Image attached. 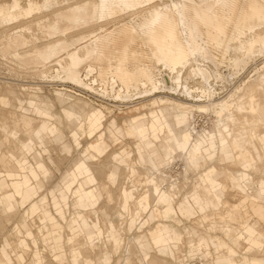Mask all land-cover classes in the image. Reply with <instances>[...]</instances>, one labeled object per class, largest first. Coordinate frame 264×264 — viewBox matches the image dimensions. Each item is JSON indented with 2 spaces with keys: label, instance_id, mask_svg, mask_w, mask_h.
Here are the masks:
<instances>
[{
  "label": "rangeland",
  "instance_id": "374dc122",
  "mask_svg": "<svg viewBox=\"0 0 264 264\" xmlns=\"http://www.w3.org/2000/svg\"><path fill=\"white\" fill-rule=\"evenodd\" d=\"M18 1L20 4L19 10L13 13L18 19L11 23L12 25L6 24L5 26V24H1V18L3 14H9L10 11H12L14 0H0V53H5L4 56L0 55V134H2V140L10 147L18 139L24 138V134L28 133L29 129L38 125V122L41 120L39 115L34 116L31 113V116H29L22 113L24 112V105L27 101L39 103L43 109L49 111L53 117L59 119L58 127L63 133L62 140H55L51 135H46L42 143L33 139L31 145L32 152L30 154H21L18 158H24L28 161L38 174L36 181H34L36 194L33 197V202H37L38 204L43 203L41 206L44 210L49 212L53 219L50 222L51 235L53 237L61 236V248L56 249L43 241L42 234L47 235V233H41V213L37 212L36 214L29 215V217L26 218L27 228L30 229L35 237L37 248L45 261L42 263L40 260H37L36 263H33V260L39 256L34 254L31 238H25L29 245L28 249L18 247V241L22 238V234L21 236L16 234L15 226L20 225L23 221L24 211L28 206L18 208L14 217L10 219L0 214V247L4 240L10 244L11 248H9L8 251L13 264H37L38 261L40 262L39 264H73L72 257L80 248L82 249V254L78 256L79 264H104V259L106 260L105 264H124V250L126 246L133 247L135 245L134 247L136 248L134 239L140 236L149 238V240L153 242L156 237L159 238L164 236L163 234L160 235L157 231L158 229L162 231L164 227H167L172 236L170 237L172 240L169 242V246L166 247L169 252L165 254L166 256H163L168 264H228L225 248L219 247L221 242L235 247L238 255L234 260L248 261L252 258H256L264 262V238L255 236V238L241 243V250V248L238 247L239 242L235 240V232L227 234L225 239V236L221 232L224 230V226L218 224V220L216 221L210 213L206 217V214H208L206 213V209L197 208L200 215L195 217L193 211L188 208V201L193 200L192 182L194 178L196 181L197 179L202 180L201 175L203 173H205V175L215 173L216 178L223 179L222 188L225 190L223 203L225 208L235 207L238 210V214L242 216L246 213L248 208L247 205H249L247 200L264 204V200H260L257 196V185H252L250 183L243 186L236 180L237 175L235 174L240 170L251 173V162L256 158V155H252V153L250 154L248 151H245L241 155L242 160L235 162V158L232 154L228 153L232 159L228 162H222V158L220 160V153L222 155L225 153L216 151L213 156L206 155L204 157L207 163L203 168L193 166L186 171L181 159L177 157L181 156L182 150L186 149L185 139H183L184 135L182 137H177L182 127H178L177 120L172 118L173 115L177 117L182 113L187 114L189 109H186V102L197 103L199 99L204 100V98H201V93L208 90L211 92L213 90L216 101L218 98L219 100L224 99V101L230 104L232 111H235L236 104L240 100L238 98H246V94L250 88L255 87L253 85L257 87V85L261 83V76L264 75V47L259 45L256 46L254 50L256 52L253 56L251 55V57L249 55L250 59H248L249 57L244 56L242 50H240V52L233 49L239 45L237 41L233 40L234 42H231V44L236 42V46L233 45L234 47L230 48L231 50L229 49L227 53H224V49L221 46H217L213 43V36L211 32H209L210 29L207 28L206 21L200 19L201 16H205V14L197 5L198 0H152L149 3L131 7H124L123 4H117L108 16L105 15L103 18L101 17L102 19L99 17H97L98 19H88L83 25H76L63 20L59 21L58 29L60 33L56 35L52 33L53 30H51L49 26L55 21V18L52 19L53 16L56 17L55 13L57 10L68 7L75 0H52V2L56 3L55 5H51V7H43V3L46 0ZM29 1L33 4V12L27 14V3ZM209 1L214 2L215 0ZM238 1L231 16L227 13L222 14L223 12L221 10H217V12L220 11L218 12V14H220L219 16L222 15L221 17L223 18L228 17L226 18L227 20L224 19L227 24L222 23L225 24L226 28L225 40L231 37L235 20L240 16V13L247 8L249 3V0ZM173 4L180 9L179 14L173 11ZM149 7H157L163 13L166 12L168 19L162 24L146 26L144 23L148 19L147 10ZM166 7L167 9H165ZM146 16L147 18H144ZM50 22L52 23L50 24ZM28 26H30L31 30L23 33L22 30ZM193 28H197L198 30L197 37L185 34L187 32L186 29L191 30ZM263 29L259 30V33L264 34ZM256 33H258V31ZM59 38L71 43V47L59 54L61 57L83 46H88L87 48H89V44H92L90 50L93 47L97 49V53L87 57L81 64L82 66L80 65V69H78V71H80V80L83 84H79L81 85L80 87L78 84L70 82L71 80L69 81L67 78L65 80V77H63L61 73H58L59 67L56 65L55 59L44 62L40 56L39 58L42 61L39 60L38 56L36 60V56L33 54V58H28L25 65H23L25 62L23 64L21 62V65L19 64V60L18 63L13 58L14 51L18 52L19 50V52H22L24 49L28 51L27 49L29 47V51H32V46H34V44L35 47H37V45L40 47ZM173 41H178L179 44L188 41L192 49L204 48L203 50L208 56L207 62L197 56L196 58H198L199 61L194 58L195 62L192 60L190 61L193 65L189 63L191 69H194V67H196L195 70L200 67L203 69L206 68L208 73L210 72V75L206 70L205 78H203V76L200 77L199 74H189L188 71L190 69H186L189 68V65L185 66V69L181 68V82H187L186 85L191 88L193 97H195L193 99L188 98V100L191 101H187V97L183 96V90L181 88L177 89L178 91L175 90V92L163 86L168 79L170 80L172 76L174 78L176 75L174 73V75H172L170 72L168 74L169 68L165 62V59L170 55V44H172ZM25 43H27V45ZM230 46L232 47V45ZM232 49L237 53L240 52V54H243H241V56L235 53L238 58L240 57L239 59H246L247 63H245L244 66H233L232 61L235 54ZM200 60L204 62H202L201 65L199 63L201 62ZM196 63L200 66L198 65V67ZM34 64L36 66H34ZM87 69H91L88 75ZM196 73H198V70ZM126 74L130 77L129 82L137 84L136 90L142 91L141 93L139 92L141 95L135 91V88H130V90L126 89V84L122 81ZM187 74H189V76ZM225 74L228 75V78L223 79L221 75ZM85 75H87V77ZM191 75L192 78L194 76L193 79L190 78ZM208 75L210 78L207 77ZM112 77H115L116 84L115 87L111 89ZM147 77H149L154 84H160L157 86L158 88L156 90L152 91L151 85L146 88L140 86V81ZM187 77L189 78L187 79ZM201 78L207 79L208 84H206V81H203L205 82L203 83V79ZM199 81L202 82V85ZM171 86L174 87L175 84L172 83ZM159 88L160 90H158ZM133 90L137 92L138 95L137 93H133ZM180 90L182 92H180ZM144 91L152 92H150L151 95L147 93V95H149L147 96L143 93ZM12 93H14V95ZM122 95L126 96L125 100L122 98ZM244 95L246 96L244 97ZM127 96L132 98L128 99ZM59 97H69V103L71 104L84 103L87 109L94 108L101 110L104 114L103 126L91 136H89L84 129L78 130L79 145L77 146L72 138L71 124L74 120L66 118L63 113L65 109H68L69 104L59 103ZM154 98H158V102L160 99H164L163 101H166L167 104L159 102L158 105H154ZM20 101H22L23 107H19L18 102ZM163 108H167L172 113V117L167 118L168 123L159 115V111ZM125 118H130L136 125L141 123L142 128H140L142 132H138L137 135L141 137L143 142H148H146V144H148L147 149H144L143 163L136 153V135L132 134L130 137L123 132L121 136H118L115 130L108 126L110 120L115 119L117 125L121 126L124 130ZM194 120L197 128L207 131L208 128L211 127V122H214L215 116L212 115V113H195ZM11 121L13 126H11ZM138 121L140 122L138 123ZM92 126L93 125L90 127L92 128ZM140 128H138L137 131ZM7 130L17 133V138L9 136L6 133ZM101 133H103L105 149L102 150L101 154L89 152L94 156V158L89 159V164L95 176V181L88 184L84 180V177L78 176L76 181L72 183L68 174L75 169L78 162L82 161V157L86 158L85 151L83 150L87 149L90 143L95 142L98 135ZM149 142L151 143L149 144ZM66 145L69 146V150L64 148ZM179 152H181L180 155ZM111 153H114L115 157H112ZM149 153H157V155H159L160 160L163 161L161 167L152 168L146 165L148 161L147 155ZM108 157L110 159L109 161H112V163L109 164L108 167H105L103 163L106 162ZM216 158H218V160ZM134 160L137 162V165L133 164ZM40 161L43 164V168L49 174L46 179H43L39 174L41 170L37 165ZM131 163L133 164L132 167L130 168L129 166L126 168V165ZM9 169L15 170L16 166L10 158L8 149L5 146H1L0 174L2 177L0 180H2L1 188L3 191L10 190L9 182L5 180L3 176L4 171ZM147 169H149V171ZM150 169L154 170L153 172H155L154 174L158 178L157 181H159V183L157 181L156 184L153 183V185L149 183L151 182L149 177L152 176V171H150ZM183 170L186 172L185 174ZM148 172L151 176H149ZM110 173L115 174V177H111L113 183L108 178ZM157 173H161L162 175L158 174V177ZM164 174H167V178L163 177ZM255 177L258 179L259 175L254 174L253 178ZM160 179L165 180L160 181ZM168 181H170V184H177V190L174 195L177 197H174L175 199L173 198L174 202L171 207V215L165 217L162 214L160 215V213L158 214V210H160L159 207L153 206L155 204L158 205L153 196L156 195V190L158 189H169L171 185ZM69 184H71V186L70 189L67 190L66 187ZM79 184L83 185L85 191L95 189L98 194V199L92 200L86 207L74 206V202L76 201L74 192ZM156 185L158 187L159 185L161 187L164 186L163 188L157 187L155 189ZM180 186L181 188L179 190ZM249 188H251L253 195L250 194ZM135 191L137 193H135ZM131 192L134 194L132 200L134 202L129 206V209H126L127 211H124V214L121 211L122 202L124 204L122 194L125 193L127 197ZM200 193L202 197L205 196L203 190H201ZM61 194H65L67 206L63 204ZM240 194L244 197V203L247 204H243ZM146 196H149V198ZM209 198L212 200L213 196L209 195ZM136 199L143 204L147 202L148 209L143 213L141 212L139 218L136 216L137 219L134 223L131 217H134ZM54 200H57L63 209V219L59 217L53 206ZM79 212L86 220L87 225L84 226L81 224V219L77 217ZM151 212H153L154 218L151 216L149 217ZM114 215L119 216V218ZM202 217L205 218L204 228L200 227L197 222V220ZM248 220L237 227L235 231L243 228L246 223L255 224L251 220ZM109 222L115 227L114 233L117 240L122 241V246L120 245L121 248L118 247L114 249V246H116L115 241L113 240L112 242V240L107 238ZM141 223L142 225L140 227L139 225ZM94 225L96 227H94ZM136 225L140 228L137 229ZM54 226H57V228H54ZM98 229L102 233L101 236L93 239V243H90L89 238L93 237ZM225 229L229 232L231 230L228 226ZM143 233H146V235ZM259 233L264 237L262 232ZM166 234L167 237L170 236L169 233ZM206 236H209V238ZM197 240L208 241L207 253L205 256L198 255L194 247H190L193 246ZM257 243L261 244V246H258ZM156 248L158 254H155L153 250L149 256H162V254H164V248L160 246ZM191 249L194 250L192 251ZM137 250L138 248L134 250L135 253L131 255V257L135 264H140L137 263L139 261V258L138 260L136 258L139 254V250ZM87 252L89 253L90 259L86 257ZM18 253L22 254L24 257L21 261L18 260ZM1 260L2 258L0 256V262Z\"/></svg>",
  "mask_w": 264,
  "mask_h": 264
},
{
  "label": "bare ground",
  "instance_id": "6f19581e",
  "mask_svg": "<svg viewBox=\"0 0 264 264\" xmlns=\"http://www.w3.org/2000/svg\"><path fill=\"white\" fill-rule=\"evenodd\" d=\"M151 1L152 0H75L68 7L62 8V9L59 8L60 10H57L56 13L54 12L56 14L55 15L56 17H54L52 15L53 16L52 19L55 18V21L54 22L52 21L53 23L50 22V24L51 23L52 24L49 26L51 27L50 29L53 30V32L52 31L51 32L54 35H56V34L60 33L59 29H58V23L61 20L67 21V22H70V23H73L76 25H83L84 23L87 22L88 19H95L97 17L103 18V16H105V15L108 16L113 11L114 6L117 4H120V5L123 4L124 7H129V6L131 7V6H137V5L143 4V3H149ZM197 2H198L197 5L200 7L202 12H204V14H205V16H201V18L200 17L199 18L203 21H206L207 28L210 29L209 32H211V34L213 36V43L217 46H221L224 49V53L225 52L227 53V50L234 47L233 45H235L236 42L234 44H231V42H234L233 40H235L239 43V45H237V46L235 45L236 47L233 49L235 51L242 50L244 53V56H247V57H249V55H250V57H251V55L252 56L254 55V53L256 52V51H254L256 49V46L259 45V46L264 47V34L259 33V30H262L264 28V0H249L247 8L244 9L240 13V16H238L237 19L235 20V22L233 24L232 35L227 40H225L226 39L225 38V36H226L225 24H222V23H226L225 20H227L226 18H228V17L223 18V17H221L222 15L219 16L220 14H218V12H220V11L217 12V10H221L223 12L222 14L227 13V14H229V16H231L232 11L235 10L236 5L239 1L238 0H215L214 2H212L209 0H198ZM55 3L56 2H52V0H46L43 3V7H48V6L51 7V5H53V4L55 5ZM32 6H33L32 2L29 1L27 3V7H28L27 14H30L33 12ZM19 7H20L19 1L14 0V5L12 7V11H10L9 14H3V17L1 18V24H5V26H6V24L12 25L11 23H13L14 21H16L18 19V17L15 16L13 13H14V11H18ZM172 8L176 14L180 13V9L177 8L176 5L173 4ZM165 9H167V7ZM41 10H43V9H41ZM147 11H148V19H147V21L145 19L146 22L144 23L146 26H154V25L162 24L164 21H166V19H168L167 13L166 12L163 13L157 7H151V8L149 7V9ZM87 16H88V18H87ZM144 18H147V16ZM48 21H49V19H48ZM50 21H51V19H50ZM29 30H31L30 26L25 27V29H23L22 31L24 33V32L29 31ZM186 31H185L186 32L185 34H188L189 36H196L197 37V33H198L197 28H193L191 30L186 29ZM257 31H258V33H256ZM263 33H264V31H263ZM6 37H7V35H6ZM13 41L15 42L14 39H13ZM22 42H21V44H22ZM26 42H28V41H26ZM25 44L27 45V43H25ZM89 45L91 47L92 44H89ZM230 45H232V47ZM28 46H29V44H28ZM30 46H32V45H30ZM170 46H171V52H170V55L167 57V59H165V62H166L167 67L169 68L168 74L170 72V73H172V75H174V74H176V75L174 78L172 76V78H170V80L168 79L165 82V84H163V86H164V88L170 89L171 91H173V90L178 91L177 89L181 88L183 90V93H182L183 96L187 97V101H191V100H188V98L193 99L195 97H193V91L191 90V88L188 87V85H186L187 82L183 81L184 84L181 82L182 81V79H181V73H182L181 68L185 69V66L189 65L188 66L189 68H186L187 70L190 69L188 71L189 74H192V75H195V74L198 75L199 74L200 77L203 76V78H205V74H206L207 69L206 68L203 69L201 67L196 69V70H195L196 67H194V69L193 68L191 69L190 67H191V65H193V63H191L190 61L192 60L193 62H195L194 58H196L197 56L206 61V60H208V56L204 52V50H203L204 48L192 49L191 46L189 45L188 41H184V42H182V44H179L178 41H173V43L170 44ZM25 47H27V46H25ZM32 47H33V49H32ZM32 47H31L32 51H29L30 47L27 49L28 51H26L25 49L22 52H19V50H18V52L14 51L15 52V53H13L14 57L13 56L12 57L14 58V60L16 62L19 63V61H20L19 64H21V62H22V64L25 62L23 65L26 64V60L28 58H30V57L33 58V54H34V56H36V58H35L36 60H37V56H38V58L40 56L44 60V62L52 61L53 59H55L56 65L59 67L58 73H61L63 75V77H65L64 78L65 80L67 78V79H69V81L71 80L70 82H74L78 85L79 84L83 85L81 83L80 76H79L80 71H78V69H80L79 68L80 65L85 61V59L87 57L91 56L94 53H97L96 52L97 49L95 47H93L90 50V47L87 48L88 46H83V47H80L78 49H75L72 52H68V53H66V55L64 57H61V56H59V54L66 51L67 48L71 47V43H69L68 41H66L62 38L56 39V40H54L48 44H44L40 47L38 45H37V47H35V44H34V46H32ZM87 49H89V50H87ZM233 49H232V51H233ZM83 50H84V52H83ZM235 51H233L234 54L237 53ZM240 52L237 54H240ZM234 54H233V56H234ZM0 55L4 56L5 53L4 54L0 53ZM5 57H7V56H5ZM250 57L248 59H250ZM239 58L235 54L234 59L232 61L233 63L231 62L233 64V66H237V67L240 66L241 67V65L244 66L245 63H247L246 59H244V58L239 59ZM196 59L198 60V58H196ZM39 60H40V58H39ZM40 61H42V60H40ZM198 61H196V62H198ZM200 61L201 62H199V63L201 65V63L203 61L202 60H200ZM189 63H191V65ZM196 65H197V63H196ZM34 66H36V65L34 64ZM205 67H207V66H205ZM178 69H180V70H178ZM44 70H45V68H44ZM197 70H198V73H196ZM87 71H88L87 72V75H88L91 72V69H89V70L87 69ZM207 73H208V70H207ZM189 74H187V75L189 76ZM87 75H85V76L87 77ZM192 75L190 78H192ZM209 75L207 77H209ZM221 76L223 79L228 78V75H226V74L221 75ZM182 77H184V76L182 75ZM45 78H46V75H45ZM129 78L130 77L126 74L125 77L122 79V81L126 84V89L130 90V88H135V91H137L138 93L139 92L141 93L142 91L136 90L137 84L129 82ZM166 78H168V77H166ZM188 78L189 77H187V79ZM193 78H194V76H193ZM195 78H196V76H195ZM203 78H201V79H203ZM209 78H208V81H209ZM184 79H185V77H184ZM203 81L207 82V79L206 80L203 79L202 82ZM220 81H221V79H220ZM199 82H201V81H199ZM202 82H201V85H202ZM172 83L175 84L174 87L171 86ZM203 83H205V82H203ZM115 84H116V79H115V77H112L111 85H110L111 89L115 87ZM206 84H208V82ZM78 85H76V86H78ZM81 85H79V87ZM149 85H151V87H152L151 90L153 91V90H156L158 88L157 86H159L160 84L159 85L154 84L149 77L140 81V86L143 88H146ZM253 86L256 87V85H253ZM208 87H209V85H208ZM255 87L250 88V90L248 89L249 91L246 94L247 95L246 98H240V97L238 98L240 100L236 104L235 111H232L230 104H228L226 101H224V99L219 100V98H218V100L216 101L214 98L213 90H212V92L208 90V91H204V92L202 91L203 93H201V95H202L201 98H204V100L199 99V101H197V103L196 102L195 103L186 102L187 103L186 109H189V112L187 114L182 113L181 115H178L177 117H176V115H173V117H172V113L167 108H163L159 111V115H160V117L163 118V120L166 123H168L167 118L172 117L174 120H177L178 127H182V130L179 131L180 134H178L177 137H182L184 135L183 139H185L184 142H185L186 149H184V150L181 149L182 153L179 152V155L181 153V156H177V157L181 159V162L183 163L184 169L186 171L191 169L193 166L203 168L205 166V164L207 163L206 160H204V153H210V155H213L216 153V151H222L225 154L235 153L236 155H240V154H243L245 151H248L250 154L252 153V155L253 154L256 155L255 156L256 158L254 157L255 161L252 160V162H251V169H252L251 172L253 174H259L260 175L259 196L264 197V75L261 76V83L258 84L256 88ZM207 89H210V88H207ZM158 90H160V88ZM202 90H203V88H202ZM135 91L133 93L136 94L137 92H135ZM152 91H144L143 93L146 95H147V93H149L151 95L150 92H152ZM180 92H182V91L180 90ZM138 93H137V95H138ZM12 94L14 95V93H12ZM144 94H142V95H144ZM246 95H244V97ZM135 96H133V97H135ZM147 96H149V95H147ZM125 97L126 96L124 95L122 98H124V100H125L126 99ZM127 98L129 99L132 97L127 96ZM157 99L156 98L153 99L154 105H158L159 102H164L167 104L166 101H163L164 99H160L159 102ZM195 113L196 114L197 113H204V114L205 113H212V115L215 116L214 122L213 123L211 122V127L208 128L207 131H204L203 129H199L196 127V125H195L196 122L194 120ZM138 132H142V129H139ZM6 133L9 136L11 135V136L17 138V133L12 132L11 130H7ZM147 170L149 171V169H147ZM145 171H146V169H145ZM150 171H152V173H151L152 176L149 172H148L149 176H151V177H149L148 175L147 176L151 179L152 183L149 182L150 180L148 182L153 185V183L156 184V181L158 178L154 174L155 173V172H153L154 170L150 169ZM185 173L186 172L184 171V174ZM158 174L159 173H157V176L159 177L160 174L159 175ZM164 175H166V176H164ZM164 175H163V177L167 178V174H164ZM163 180H165V179H163ZM163 180L160 179V181H163ZM157 182L159 183V181H157ZM168 182L170 184V181H168ZM162 183H164V182H162ZM170 185L171 186L169 187V189L167 188V190L166 189L156 190V195L159 197L161 196L159 198V201H158L159 206L161 205L162 207H164L166 202H170V201L174 202L173 201L175 199L174 197H177V196H174L176 193L175 191L177 190V184L171 183ZM163 186L161 187L159 185V187H158L156 185L155 189L157 187L163 188ZM180 188H181V186L179 187V190H180ZM135 193H137V192L135 191ZM177 194H179V193H177ZM133 196H134L133 193L130 194L131 199L133 198ZM118 200H119V198H118ZM141 207H142V203H140V201H138L135 204V211H134L135 218H136V216H137V218H139L141 216ZM145 207H146V205H145ZM163 211L166 212V208H163ZM199 225H202V224H199ZM237 236H238L237 242H239V245H238L239 248L242 247V246H240L241 243H245L247 240L255 238V236L256 237L259 236L258 238H264L263 235H261L258 232L257 228L253 225H244L243 228L239 229ZM162 243L164 244L165 242L162 241ZM121 244H122V241L120 240L117 244V248L118 247L121 248L120 247ZM134 244H136V243L134 242ZM257 245L261 246V244H258V243H257ZM132 246H133V244H132ZM207 246H208L207 240H197V242L194 243V245L190 246V247L191 248L194 247V249L196 250L195 252H197L198 255L205 256L207 253L206 252ZM133 247L126 246V248L124 250V254H125V258H124V262H123L124 264H135L131 255H133L135 253L134 250L136 248H138V250H139V251L137 250L139 252L138 257L135 255L137 260L139 258V261L137 263L143 264V263H146V261H147L148 264H168L167 260L161 256L152 255L151 257H148L146 260L144 258V255H143V253H145V251L141 250L139 247H137V245H136V248L134 247V250L132 251ZM219 247L225 248V253L227 256L228 264H264L263 261L256 259V258H252L251 260H248V261H244V260L238 261L237 259L234 260V258L237 257V255H238L235 247H233L232 245H225L223 243H220ZM194 249H191V250L193 251ZM241 250H242V248H241ZM263 252H264V250H263ZM86 257H90L88 252L86 253ZM220 258H221V256H220ZM39 263L40 262L38 261L37 264H39Z\"/></svg>",
  "mask_w": 264,
  "mask_h": 264
},
{
  "label": "crops",
  "instance_id": "0c3cea01",
  "mask_svg": "<svg viewBox=\"0 0 264 264\" xmlns=\"http://www.w3.org/2000/svg\"><path fill=\"white\" fill-rule=\"evenodd\" d=\"M60 95H62V94H60ZM58 101L61 104H69L68 109H65L63 111V113L66 116V118L74 120L71 124L72 125V138H73L74 142L77 144V146L79 145L78 130L84 129L88 133V135L91 136L95 131L99 130L103 126L104 114L101 110L94 109V108L87 109L86 105L84 103L71 104V103H69L70 102L69 97H65V98L59 97ZM18 103H19V107H23L22 101H20ZM24 107H25V109H24V112H22V113H25L29 116H31L30 115L31 113L34 116L39 115V117H41V120L38 122V125L36 127L29 129V132L24 134V138L18 139L10 147L2 140V135L0 134V147L5 146L8 149L10 158L13 161L14 165L16 166L15 170L9 169L7 171H4V174H3L5 180H7L9 182L8 183L10 185L9 191H3L2 190V188H1V181L2 180H0V214H1V216L5 217V218L10 219V218L14 217V214L16 213V210L18 208H24V207L28 206V208L24 211L23 221L21 222L20 225L15 226L16 234L20 235V236L22 234V238L18 241V247L23 248V249H28L29 245H28V242L26 241L25 238H31V242H32V245L34 247V254L39 256L33 260V263H36L37 260H40L42 263H44L45 262L44 257L40 255V251L37 248V241H36L35 237L33 236L32 232L30 231V229L27 228L26 218H28L29 215L36 214L37 212L41 213V221H42L41 233H43V232L47 233V235L42 234V236H43V241L45 243H47L48 245H50L56 249H60L61 248V236L59 235L57 237H53L51 235L50 222L53 220L52 217L50 216L49 212L44 210L43 207L41 206L43 203L38 204L37 202H33V197L36 194V187H35L34 181H36V178L38 175L37 172L28 163V161H26L24 158L19 159L18 157L21 154H30L32 152V146L31 145L33 143V139H36L40 143H42L43 139L46 137V135H51V136H53V138L55 140H62L63 139V133L58 127L59 119L53 117L50 114V112L43 109L39 103H36L34 101H27L25 103ZM13 113H15V112H13ZM139 122L140 121H138V123ZM124 123H125V129L124 130L122 129L121 126L117 125V122L115 119H111L108 126L110 128H113L118 136H121L123 134V132H125L130 137L132 134L136 135V137H135V139H136V143H135L136 153L138 154L140 161L143 163V161H144V159H143L144 149H147L148 144H146L147 141L143 142L141 140V137L139 135H137L138 134L137 129L141 127V123L136 125L135 123H133L131 121L130 118H125ZM91 125H93L92 128L90 127ZM11 126H13L12 121H11ZM150 143L151 142H149V144ZM137 146H138V149H137ZM64 148L66 150H69L68 145L64 146ZM103 149H105V145L103 143V133H101L100 135H98L95 142L90 143L89 146L87 147V149L83 150V151H85V155H86L85 157L86 158L82 157V161L78 162L75 166V169L71 173L68 174V177L70 180H72V183L76 181V178L78 176L84 177V180L88 184L93 183L95 181V176L93 174L91 165L89 164V159L94 158V156L89 152L101 154ZM111 155H112V157H115L114 153H111ZM206 155L213 156V155H210V153H204V157ZM241 155L242 154L236 155L235 153H232V156L235 158V162L242 160ZM147 156H148V158H147L148 161L146 164L147 166H150L152 168L161 167L163 161L160 160L159 155H157V153H153V154L149 153ZM218 156H219V154H218ZM221 158H222V162H224V161L228 162L232 159L230 157V154H223L222 155L220 153V160H221ZM216 159L218 160V158H216ZM109 160L110 159L108 157L106 159V162L103 163V165L105 167H108V165L112 163V161H109ZM204 160H205V158H204ZM220 160H219V162L221 163ZM136 163L137 162H135V160H134L133 164L137 165ZM210 163H212V162H210ZM133 164L131 163V164L126 165V168L129 166L131 168ZM37 167L41 170L39 174L42 176V178L43 179L48 178L49 174L43 168V164L41 163V161L37 165ZM235 174L237 175L236 180L241 185L246 186L250 183L252 185H257V191H258L257 196L259 197L260 200H264L263 196H259V180H260L259 174H258L259 175L258 179H256V177L253 178L254 174L252 172L246 173V172L240 170V171H237V173H235ZM207 175H205V173H203L201 175L202 180L197 179V181H196V179L194 178V180H193L194 183L192 182L193 200L188 201V208L193 211L195 217L200 215L197 208L206 209V213H208V214H206V217L210 213L211 215H213V217H214V219H216V221L218 220V224L224 226V230L221 232L225 236V239H226L227 234H232L235 232L234 236H235V240L237 241V238H238L237 234H238L239 229L236 231H235V229L237 227H239L240 225L244 224L246 222V220H248V219H250L252 222H254L257 225V227L253 223H246L245 225H253L257 228V230L259 232H262L264 234V204L256 203L255 201L247 200V202H249V205H247L248 208L246 210V213L243 214L242 216L240 214H238V212H237L238 210L235 207L225 208L224 203H223V198H224V194H225V190L222 188V180L223 179L216 178L215 173H212V174L209 173ZM1 177H2V175L0 174V178ZM111 177H115V174L114 173L109 174L108 178L110 181H111ZM114 180H115V178H114ZM114 183H116V182H114ZM70 186H71V184H69L66 187V189L69 190ZM201 190H203L205 193L204 197H202V195L200 193ZM249 191H250V194L253 195L251 188H249ZM130 194H132V192L129 193L127 197L125 196V193L122 194V198L124 200V204H123V202L121 204L122 213H124V211H127L126 209H129V206L134 202V201H132L133 198L131 199ZM209 195L213 196L212 200L209 198ZM74 196L76 197V201L74 202V206H78V207H86L90 204V202L92 200L98 199V194H97L95 189H92L90 191H85V189H83L82 184L78 185V188L74 192ZM146 197L149 198V196H146ZM153 198L158 203L160 197L155 195V196H153ZM241 198H242L243 204H247V203H244V201H243L244 197L242 196ZM61 200L63 201V204L65 206H67V201H66L67 198H66L65 194H61ZM138 201L139 200L136 199L135 204ZM172 204H173V202L170 201V202H166L164 207H162L161 205L158 206L156 204L153 206L160 208V210H158L159 211L158 214L160 213V215L162 214L165 217H169V215H171V213H172V211H171ZM145 205H146V207H145ZM53 206H54L57 214L59 215V217L63 219L64 218L63 209H62L61 205L57 202V200L53 201ZM142 207H141V212L143 213V212H145V210L148 209L147 202L145 204L142 203ZM163 208H166V212L163 211ZM161 210H162V212H161ZM130 211H131V209H130ZM77 215H78L77 217H79L81 219V224L84 226L87 225L86 220L83 218V216L80 214V212ZM150 216L152 218H154L153 212H151L149 214V217ZM115 217L119 218V216H117V215ZM131 219L135 223V221H136L135 213H134V217L132 216ZM250 220H248V221H250ZM197 222H198V224H202V225H200V227L204 228L205 218L202 217V218L198 219ZM141 225H142V223L139 226L141 227ZM139 226L136 225L137 229L140 228ZM227 226L230 227V229H231L230 232L225 229ZM94 227H96V226L94 225ZM54 228H57V226H54ZM114 228L115 227L113 226V224L111 222H109L108 223V230H107V232H108L107 238L112 240V242H113V240L115 241L116 246H114V249H117V244L120 240H117V238L115 237L116 235L114 233L115 232ZM111 231H112V233H111ZM157 231L160 233V235L163 234L164 236L159 237V238L156 237V239L153 242L151 240H149V238H146L144 236L141 237L139 235L140 237L137 236L138 238L134 237L135 238L134 242L136 243L137 247H139L141 250L145 251V253H143V255H144V258L146 260L148 257H151V256H149V254H151V252L153 250H154L155 254H158L156 251L157 246L158 247L160 246V247L165 249L164 254H162L161 257L166 256L165 254H167L169 252V250L166 247L169 246V242L172 240V238H170V237H172L170 234V231L167 229V227H164L162 231L159 229ZM166 233H169L170 236L167 237ZM101 234H102L101 231L98 229L96 234L93 237L89 238L90 243H93L92 242L93 239L100 237ZM143 234L146 235V233H143ZM206 237L209 238V236H206ZM257 237H259V236H257ZM70 240H71V238H70ZM162 241H164L165 243L163 244ZM221 243L228 245L225 242H221ZM9 248H11L10 244L6 240H4L2 246L0 247V256L2 258L0 264H13L12 259L10 257V253L8 251ZM81 250L82 249L80 248L77 250L78 252L74 253V256L72 257V263L73 264H79L78 256H81V254H82ZM17 257H18L19 261H21L24 258L23 255L19 254V253H18ZM88 259H90V257H88ZM105 261L106 260L104 259L103 260L104 264H105Z\"/></svg>",
  "mask_w": 264,
  "mask_h": 264
}]
</instances>
